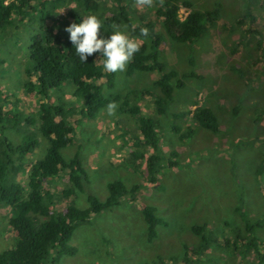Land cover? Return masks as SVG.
<instances>
[{"label": "rangeland", "instance_id": "obj_1", "mask_svg": "<svg viewBox=\"0 0 264 264\" xmlns=\"http://www.w3.org/2000/svg\"><path fill=\"white\" fill-rule=\"evenodd\" d=\"M187 1L192 7L181 5L182 19L191 9L215 12L203 22V30L193 42L167 34L156 14L158 0L154 7L143 9H138L134 0H102L97 13L84 11L86 16L102 20L114 18L115 30L123 31L148 52L153 36H139L134 28L147 24L161 34L159 60L167 72H174L175 92L167 111L159 113L155 100L162 94L156 84L160 74H129L126 66L124 71L114 73V86L109 87L105 78L101 81L106 96H122L115 101L116 115L108 116L106 105L91 118L82 115L83 100L74 94L72 83L52 91L49 102L62 103L74 126L72 140L62 148V156L69 161L79 152L89 180L87 190L77 191L72 203L80 209L88 208L89 194L106 200L112 181H121L129 190L139 186L135 199L127 192L118 205L80 223L72 238L77 253L63 256L59 264H156L171 259L180 264L186 245L192 249L201 244L193 225H206L221 240L228 237L234 242L237 233L245 237L239 206L253 221H261L263 226L255 233L264 241V0ZM119 3L128 6L130 22L119 16ZM72 5L58 9L54 20L67 15ZM36 25L33 21H16L9 31L0 34V140L7 138L17 145L25 135L36 134L39 142L28 155L30 162L44 156L49 145L38 131L42 95L37 87L30 91L26 86L35 81L26 73V47ZM126 97L153 119L158 129L165 160L157 184L149 182L130 163L131 151L136 148L133 139L140 131L137 118L124 107ZM204 106L216 114L218 131L195 120V109ZM19 177L25 183L27 172ZM70 185L65 170L47 179L44 187L58 193ZM68 201L60 199V208H65ZM148 204L156 206L157 214L169 223L159 228L152 241L147 238L143 214ZM9 214L10 207L0 204V251L16 239L8 223ZM201 254L192 258L200 257L205 264H257L258 260L252 249L235 253L227 250L224 242L211 245Z\"/></svg>", "mask_w": 264, "mask_h": 264}, {"label": "trees", "instance_id": "obj_2", "mask_svg": "<svg viewBox=\"0 0 264 264\" xmlns=\"http://www.w3.org/2000/svg\"><path fill=\"white\" fill-rule=\"evenodd\" d=\"M102 3V0H0V34L9 31L16 21L27 20L37 24L31 42L26 47V73L29 77L33 76L35 81L31 86L29 83L26 86L30 87V91L37 87L42 95L38 131L49 142L44 156L30 162L28 155L39 142L36 134L25 135L17 145L7 138L0 140V204L10 207L8 223L16 232L14 243L0 251V264H59L63 256L77 253L78 248L72 243V238L80 223L89 221L95 213L118 205L127 192L132 200L135 199L139 189L135 185L129 190L121 181H112L108 183L109 196L106 200L102 201L89 194L88 208L75 206L72 199L77 191L87 190L89 180L79 152L69 161L63 158L62 148L71 142L74 126L65 115L62 103L49 102L52 91L68 82L73 84L74 94L83 100L82 115L85 117L94 118L109 102L121 100V95L108 97L104 93L102 79H106L109 87L114 86L115 79L114 73L105 71L102 62L98 61L100 58L103 60L101 54L96 53L82 62L69 40V33L65 31L68 25L79 23L86 17L84 11L97 13ZM68 4L73 5L69 6L67 15H60L54 20V15L59 13L58 9ZM182 4L186 8L192 7L187 0H163V5L158 0L156 14L162 19V25L169 36L193 42L202 32L203 22L215 12L191 9L182 19ZM127 9L128 6L119 3V16L130 22ZM100 21L101 37L108 38L116 31L114 18ZM144 27L153 36L152 50L148 52L145 46L140 47L128 63L127 72L157 71L160 74L156 84L162 94L155 100V105L159 113H165L174 98V72H167L165 64L159 60L162 35L147 24L135 27L133 31L141 36L140 29ZM124 107L137 118L140 131V135L133 139L136 148L131 151L129 158L132 168L145 174L152 184H157L165 158L156 124L143 114L138 105L132 104L128 97L124 99ZM193 115L201 126L218 131V119L210 107H198ZM30 122L34 121L30 119ZM170 165L175 166L176 162H170ZM65 170H68L70 186L58 193L44 187L47 179L55 178ZM24 172H27L25 183L19 177ZM62 198H69V203L63 209L59 205ZM156 211V206L151 204L143 207L147 238L150 241L157 238L160 227L169 224ZM238 211L245 223V237L237 233L234 242L228 237L221 240L206 225H193V231L201 236L202 241L192 249L185 246L184 260L180 264H205L202 260L200 262V257L194 259L192 255L202 253V256L211 245L221 246L222 242L227 250L235 253L242 249H252L257 254V264H264V241L255 233L263 224L259 220L253 221L242 206L238 207ZM156 264L177 263L171 259L158 260Z\"/></svg>", "mask_w": 264, "mask_h": 264}, {"label": "clouds", "instance_id": "obj_3", "mask_svg": "<svg viewBox=\"0 0 264 264\" xmlns=\"http://www.w3.org/2000/svg\"><path fill=\"white\" fill-rule=\"evenodd\" d=\"M138 9L154 7L156 0H134ZM163 5V0H159ZM63 11V10H62ZM61 11V12H62ZM102 28L100 19L95 15H87L81 22H73L65 28L69 33V40L75 47L76 54L82 62L89 56L100 53L103 69L107 72H120L126 69L134 54L139 51L140 44L129 38L123 31L116 30L108 38L99 35ZM140 35L149 36V30L144 27L140 29ZM118 105L115 101L107 105L108 116H115Z\"/></svg>", "mask_w": 264, "mask_h": 264}]
</instances>
